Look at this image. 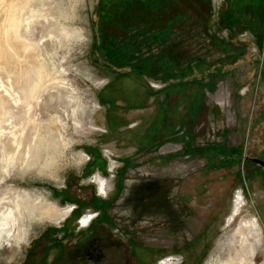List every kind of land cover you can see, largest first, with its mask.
<instances>
[{"label": "flooded vegetation", "instance_id": "af4514ba", "mask_svg": "<svg viewBox=\"0 0 264 264\" xmlns=\"http://www.w3.org/2000/svg\"><path fill=\"white\" fill-rule=\"evenodd\" d=\"M111 7L115 20L104 36L114 49L115 45L122 47L123 55L133 52L121 42L143 29V37L132 39L156 38L146 45L145 56H152L150 66L166 60L176 66L188 65L197 79L202 74L198 67L204 66L208 81L200 92L208 110L198 116L191 145L167 136L164 141L156 140V148L132 154L116 173L105 198L85 200L62 191L69 200L75 198L77 212L87 206L96 217L88 226L73 224V219L61 228L49 226L33 239L26 258L17 264H160L161 258L174 253L186 260L189 250L205 245L203 240L217 229L234 187L250 178L253 172H245L246 164L254 163L264 181V103L260 102L264 91V0H224L218 9L212 4L206 8L196 0H127ZM121 7L125 12H120ZM166 27L170 28L167 33ZM158 28L162 30L159 38L155 34ZM223 28L228 31L220 34ZM195 39L203 40L198 48L182 47V42ZM250 45H256L254 52L262 54L257 58L261 63L257 83L249 77L256 65L247 57ZM197 58L210 64L197 62ZM111 64L115 70L127 71L124 66L128 64L117 60ZM131 65L130 70L142 66ZM196 89L199 87L195 93ZM246 93L252 94L248 104L242 103ZM138 99L128 101L135 105ZM145 101L143 96L138 102ZM157 156H164V162L151 161Z\"/></svg>", "mask_w": 264, "mask_h": 264}, {"label": "rangeland", "instance_id": "374dc122", "mask_svg": "<svg viewBox=\"0 0 264 264\" xmlns=\"http://www.w3.org/2000/svg\"><path fill=\"white\" fill-rule=\"evenodd\" d=\"M124 1L127 0H0V38L5 34V29L10 36V43L4 41V49L10 54L9 62L5 57H0V81L18 91L19 86L25 82L22 70L24 67L29 68V84L26 89L28 105L16 106L20 98L17 92L6 104L14 113H7L4 120L0 121L3 125V130L0 131V264L22 262L26 258L28 246L42 231L49 226L61 228L71 220L70 217L63 222L72 213L71 206L74 204H70V201L75 198L69 200L70 197L62 191L67 190L74 197L80 195L85 200L91 197L105 198L110 193L122 155L108 139L110 124L107 122L113 114H107L111 105L110 94L123 92L130 99H140L147 94V82L152 88L165 91L166 87L168 97L165 99L161 91L152 93L154 114H165L168 110L173 113L179 100L186 96L187 86L182 85L179 89L173 87L175 83L170 81L172 75L168 76L172 71L148 73L142 69L139 77L140 70L137 69L141 66L130 70L132 62L135 66L136 62L141 64L139 58L142 56L139 51L134 49L133 55L126 56L120 52L122 47L115 45V49H112L107 45L108 40L105 39L108 36L105 37L104 32L110 31L111 22L115 20L111 18L115 12L111 5ZM196 1L206 8L212 4L215 9L224 2ZM8 6L11 7L7 11ZM121 11L125 12V9L121 7ZM123 26L127 27L126 24ZM226 30L228 31L225 28L219 29V33L223 34ZM141 32L146 31L142 29ZM201 42L202 39L187 40L182 42V47L186 45L198 48ZM249 48L251 54H248V60L256 64L249 77L257 83L261 68L257 58L259 55L262 58V54L259 50L254 52L256 45H250ZM115 60L128 64L124 66L127 71L115 70L111 64ZM164 64L168 67L167 70H173L175 63L171 61ZM161 68L163 67L159 65V69ZM156 74L164 75V81L154 78ZM144 79L147 80L146 83ZM151 81L157 83L153 84ZM200 81L201 79L196 85L199 87L196 94L201 99L197 100L198 103L201 101L197 105L199 118L208 110L207 105L202 103L203 94L200 91L203 88L200 87L204 83ZM171 86L175 93L169 90ZM247 87H250L249 84ZM245 96L242 103L248 104L252 94L246 93ZM260 96L262 105L264 91ZM139 99L134 107L143 110L146 103H139ZM21 120L25 121L23 129L19 125ZM140 124L133 122L125 130L138 129L136 126ZM36 139L39 140L37 144ZM108 152L109 159L106 155ZM101 164L105 165L104 172L98 169ZM254 169V163L246 164L245 172L253 173L229 194L228 210L219 219L217 229H214L211 237L203 240L205 245L201 243L189 250L186 260L181 253H174L172 260L165 264H215L218 259L225 260L227 243L233 227L240 219L239 215L246 219L257 218L264 230V181L263 176ZM25 189L32 196L46 197L68 212L56 221L43 215L41 209H33L37 200L15 206L12 198L22 194ZM84 213L86 216H94V212L90 210ZM84 213L77 216L78 225V219ZM73 224H76L75 218ZM81 226H85L83 222ZM17 232L21 234L20 241L16 237ZM257 249L261 250L258 261L262 264L264 236Z\"/></svg>", "mask_w": 264, "mask_h": 264}, {"label": "crops", "instance_id": "0c3cea01", "mask_svg": "<svg viewBox=\"0 0 264 264\" xmlns=\"http://www.w3.org/2000/svg\"><path fill=\"white\" fill-rule=\"evenodd\" d=\"M144 24L147 26L148 25L151 26V24L148 23H144ZM133 29H137V28H133ZM150 29L151 28L149 27L148 30ZM155 31H157V33L155 34H159V32L162 33V30L160 28H158ZM168 31H170V28L166 27L164 29V32L167 33ZM161 33L157 35V38L160 37ZM128 34L130 35L129 31ZM143 35L144 34H142L141 31L136 32L134 33V35L133 34L130 35L131 37L127 39V42L126 39L123 38L124 41H122L121 43L123 44L124 47L130 49L131 51H133L134 49L139 51V54H141L142 56L139 58L142 64L141 67H145L143 71L145 72L147 71L148 73H152V72L159 73V71H166V72L172 71L173 72L171 74L172 80H174L173 82L175 83L173 87L175 89L177 88L179 89V87H182V85L184 87L187 86L188 91L185 94L186 96L182 97V99L179 100L178 103L179 105L178 107L175 108L174 111H172L173 113H171L170 110H168L165 114H156V113L154 114L153 105H152L154 95L152 93L161 91L162 92L161 95L165 99L168 97V95H166L165 93L167 90L166 87H164L165 91L158 88L149 87V84L145 79L144 82L145 83L147 82L146 83L147 101L144 102L146 103V105H144L145 109L143 110H139L135 108L133 104L129 103L128 97L125 96L123 92L110 94L111 105L108 107L107 114H110V112H112L113 114L112 116H109V122H107L110 124L108 139L109 141H112L113 148L115 150H118V153L122 154L120 159L121 161L119 164V169L124 165L123 163L124 162L126 163L130 159L131 155L137 152L138 150L142 148H156L159 144L158 142H156L157 139H159V141H164L165 138H168L167 136H170L176 142L183 141L185 145H191L192 143L191 138L193 136L192 134H195L196 128L200 121L198 118V108H197L198 102L196 98V93L194 91L200 79H201L200 82L204 83V85L207 83L206 80L207 77L205 75L204 66L198 67V69L202 73L198 79L197 76H195L196 73L194 72L195 70H193L192 67L186 68L188 65L176 66L174 64L172 67L173 70H167L168 67L166 68L165 64L162 61L160 63L158 62L159 64L157 65L154 62L150 66L151 64L150 59H152V56L151 55L145 56V54L148 53L147 51L148 48H146V45L147 44L150 45V41L154 40V38H151L152 36H149V37H145V39L144 38L139 39V41L132 39L135 37H143ZM117 39H119V37ZM110 60L112 59L110 58ZM195 60H197V62H202L204 65L206 62V64L209 65V62L205 60V58L201 60L197 58ZM136 64H138V62H136ZM159 65L160 67L163 68L159 69ZM157 66L158 68H156ZM187 71L189 72L187 73L189 74L188 76H186ZM163 77L164 76L155 77V78L162 80L164 79ZM167 83L169 84V81ZM209 84L213 85L214 83H209ZM171 87L169 90L175 93V91H173V87L172 88ZM169 93L171 92L169 91ZM202 96H204V94ZM133 122L141 123L139 126H136V127H140V130L137 133H132L133 131L136 132V129L134 128L125 130L127 126H130V124ZM164 158H165L164 156L152 157L151 161L154 163L155 162L161 163L164 162ZM98 169L103 172L105 170V169L102 170L100 167ZM112 186H114L113 182H112ZM70 202H71L70 204H74L76 207L74 208L72 213L69 212L71 214L70 215L68 214L66 218L63 220V222L71 217L70 219L75 218V223L77 224L78 215L86 211L92 210V209H88L87 206H83V208L77 212V209L79 208L78 203L76 201H70ZM75 213H77L76 216ZM85 214L86 213H84L81 217H83Z\"/></svg>", "mask_w": 264, "mask_h": 264}, {"label": "bare ground", "instance_id": "6f19581e", "mask_svg": "<svg viewBox=\"0 0 264 264\" xmlns=\"http://www.w3.org/2000/svg\"><path fill=\"white\" fill-rule=\"evenodd\" d=\"M1 2H2V0H1ZM10 7L11 6H8L6 8L7 11L10 9ZM16 27H17V24H16ZM9 37L10 36L8 35V31L5 29V34L2 36V38H0V57H5L7 62H9L8 58H10V54H9L8 50L4 49V46H5L4 41L10 43ZM28 73H29V68L24 67V69L22 70V74L25 78V80H24L25 82L22 86H19L18 91L17 90L15 91V89H13L12 86L8 87L7 84L0 81V108H1L0 121L4 120L7 113H9V114L14 113L13 110L12 111L9 110V108L6 104L11 101V97L14 94H16L17 92H19L18 94H20V98L17 100L16 106H18V105L23 106V105L28 103V101L26 103V95H27L26 89H28V84H29ZM170 81L173 82L174 80H170ZM75 104H77V103H75ZM75 107H77V106H75ZM77 109H78V107H77ZM74 110H76V109H74ZM24 124H25V121L21 120L19 123V125L22 126L21 129H23L25 127ZM2 130H3V125L0 124V131H2ZM37 143H39L38 139H36V144ZM34 155L36 156V151L34 152ZM240 195H242V194H240ZM33 200L38 201L37 205L34 206L33 209L34 208L41 209L42 210L41 213L43 215L51 217L52 219H55L56 221L59 220L60 218L64 217L66 215V213L68 212V210H64L63 208H60L59 205H57L55 202H51L46 197H41L39 195L38 196H32V194L29 191H27L26 189L23 191L22 194H17L15 197L12 198V202L14 203L15 206H19L21 203H25L27 201L29 202V201H33ZM239 214H240V212L237 213V215H239ZM85 216L86 215H84L81 218L80 224L83 222V225L86 226L89 223V221L91 220V218L93 217V215H89L86 217ZM239 217H240V219L235 224V227H233L234 229L231 231L232 233H231V235L229 237V241L227 243V251L225 250L226 254H227L226 259L225 260H222V259L219 260L218 259V262L215 264H259V261H258L259 256L258 255H260L259 251H261V250H258L257 246L259 245L261 237L264 236L263 226L257 218H253V219L247 218L246 219V218H242L240 215H239ZM20 236H21L20 232H17L16 237L18 238V241H20V239H19ZM262 264H264V262Z\"/></svg>", "mask_w": 264, "mask_h": 264}, {"label": "built area", "instance_id": "2783aa9c", "mask_svg": "<svg viewBox=\"0 0 264 264\" xmlns=\"http://www.w3.org/2000/svg\"><path fill=\"white\" fill-rule=\"evenodd\" d=\"M152 82V81H151ZM154 82H156V81H153L152 83L154 84ZM157 83V82H156ZM154 86H156V85H154ZM110 153L108 152V153H106V155H107V157H108V159H109V155ZM114 177H115V175H114ZM75 208V206L74 205H72L71 206V212L73 211V209ZM95 215L91 218V220L89 221V223L86 225V226H88V225H90L91 224V222L93 221L92 219H94L95 217H96V213H94ZM81 220V218H79L78 219V222ZM79 225H81V224H79ZM172 260V257L171 256H165V257H163V258H161L160 260H159V263L160 264H165V262H167V261H171Z\"/></svg>", "mask_w": 264, "mask_h": 264}, {"label": "trees", "instance_id": "16d2710c", "mask_svg": "<svg viewBox=\"0 0 264 264\" xmlns=\"http://www.w3.org/2000/svg\"><path fill=\"white\" fill-rule=\"evenodd\" d=\"M124 9H125V8H124ZM99 37L101 38V35H100ZM102 40H103V39H102ZM105 40L107 41L108 39H105ZM97 41L100 43V41H99L98 39H97ZM99 43H98V44H99ZM107 45H109V47H112V46H111V43L109 42V40H108ZM104 46H106V44H105ZM104 46H103V47H104ZM112 49H114V48L112 47ZM101 51H103V50H101ZM126 60H127V58H126ZM166 62H168V61L166 60ZM117 63L124 64V62L122 63V62H120V61L117 62ZM125 64H126V63H125ZM139 72H140V73H139V77H140V74H141L142 71H139ZM166 73H167V72H166ZM171 74H172V72H170V73L168 74V76L171 75ZM155 76H156V77H160V76H164V75H157V74H156ZM141 78H142V77H141ZM154 78H155V77H154ZM146 81H147V80H146ZM99 164H100V163L98 162V165H99ZM101 165H102V166H101V169H104V168H105V165H103V164H101ZM98 168H99V167H98Z\"/></svg>", "mask_w": 264, "mask_h": 264}]
</instances>
